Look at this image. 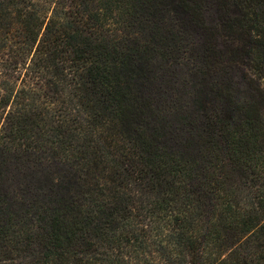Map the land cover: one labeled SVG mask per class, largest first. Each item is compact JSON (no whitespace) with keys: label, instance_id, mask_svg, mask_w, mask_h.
Wrapping results in <instances>:
<instances>
[{"label":"trees","instance_id":"obj_1","mask_svg":"<svg viewBox=\"0 0 264 264\" xmlns=\"http://www.w3.org/2000/svg\"><path fill=\"white\" fill-rule=\"evenodd\" d=\"M4 75L0 264H264V0H0Z\"/></svg>","mask_w":264,"mask_h":264},{"label":"rangeland","instance_id":"obj_2","mask_svg":"<svg viewBox=\"0 0 264 264\" xmlns=\"http://www.w3.org/2000/svg\"><path fill=\"white\" fill-rule=\"evenodd\" d=\"M158 60H159V58L156 59V61H158ZM1 71H2L3 73L6 72V70H3V69H1ZM7 73H9V71H7ZM4 79H7V76L4 75L3 77H1V78H0V81L2 82V80H4ZM182 104H183V103H182ZM9 178H10V175H9Z\"/></svg>","mask_w":264,"mask_h":264}]
</instances>
